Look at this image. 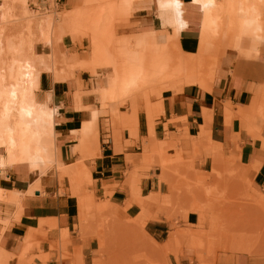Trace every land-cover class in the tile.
<instances>
[{
    "label": "crops",
    "instance_id": "1",
    "mask_svg": "<svg viewBox=\"0 0 264 264\" xmlns=\"http://www.w3.org/2000/svg\"><path fill=\"white\" fill-rule=\"evenodd\" d=\"M182 1L189 27L181 31L178 43L184 54L194 55L200 46L201 12L191 0ZM65 3L76 7L78 0ZM155 9V3L150 1L135 13L134 23L141 28L139 35L150 33L151 29L161 30ZM74 44L79 43L70 36L64 38L62 74H54L55 78L50 65L39 69L34 100L39 104L49 102L51 108H57V161L73 173L77 172L75 165L84 166L91 175L90 191L96 198L109 201L118 215L137 218L145 224L150 237L158 243H166L175 226L164 198L170 194V183L175 182V178L168 171L169 183L161 181L163 170L152 168L153 162L160 164L164 159L180 155L186 163H193L198 173H212L214 169L223 173L236 168L237 174L246 172L254 189L264 192V124L258 117L248 122L240 116L246 114L258 88L264 84L263 53L255 59L227 51L218 64L210 89L207 85L195 84L161 91L159 98L162 99L157 103L160 108L156 107L158 116L151 136L143 108L138 112L136 133H132L130 125L135 117L131 101L126 107L118 104L102 107L104 93L112 88L111 70L93 69L85 63L87 54L81 57L79 46ZM63 46L69 47L68 51ZM35 51L52 53L41 43L36 45ZM72 66L79 71L70 77ZM143 105L151 106L150 99ZM90 113L97 114V118L84 140L83 126L91 119ZM205 140L219 145L220 150L223 147L222 152L213 153L207 149ZM198 141L204 142L201 147ZM7 167L11 166H5L0 175L3 194L0 200V264H93L99 250L94 236L96 227L87 228L80 223L78 199L67 192L69 178L61 182L57 174L41 180L36 176L40 180L36 190L30 188V173ZM73 182L79 191L77 178ZM62 183L64 194L60 193ZM133 188L140 191L142 199L154 194L160 196L158 204L149 200L143 202L147 213L154 218L148 220L142 214L138 199L132 194ZM198 222L196 213L186 216L188 226H196ZM62 235L66 236L65 240ZM30 236L32 241L27 244ZM63 254H68L69 258H64Z\"/></svg>",
    "mask_w": 264,
    "mask_h": 264
},
{
    "label": "rangeland",
    "instance_id": "2",
    "mask_svg": "<svg viewBox=\"0 0 264 264\" xmlns=\"http://www.w3.org/2000/svg\"><path fill=\"white\" fill-rule=\"evenodd\" d=\"M68 1L70 0H0V25H7V28L12 29L20 27L21 31H25L23 29L33 23L34 28L37 30L39 24L45 23L50 18H54L57 24L62 23V17L70 16L73 9L78 8L82 11V16L72 23L73 34L66 36H70L76 43H79L74 45L79 46L81 57H85L87 54L86 59L91 52L89 36L93 31L97 35L104 36L106 38L105 42H108L110 47L113 43V46L116 45V48H113V54L116 53L115 56H118V53L121 52V49L117 47L119 45H128L122 51L128 53V51L132 52L135 49L133 47L139 45L145 39L158 37L159 31L153 29L150 33L139 35L141 28H138V24L134 23L135 13L139 9H143L145 4H150V1L155 3L156 7L157 0H78L76 7L69 3L63 4ZM218 1L220 4L230 5L234 3L233 0ZM260 8V14L262 15L260 18L264 25V6ZM154 12L157 15L156 9ZM7 13H9V17L5 21H1ZM237 16L234 15L235 18ZM58 17L59 19H57ZM7 22L10 25L6 24ZM225 31L227 37L224 36V33L221 34V37L213 36V40L215 38L214 42L216 41L217 44H213L208 53L199 56L197 65L200 67V71L198 75L189 76L182 73H172V71L162 72L155 77H151V79L153 78L150 80L151 82L140 87L138 91H126L127 93H121L117 97L116 102H109L106 105L102 103V106L105 105L103 108H108L110 104L126 107L128 104L130 105L127 100L135 94L144 97L141 99L142 104H145L146 101L149 102L150 99L151 106L143 105L141 108L147 114L152 136L154 133V120L158 116L155 112L159 107H157V103L162 99V97L159 98L161 91L195 84L210 86L218 64L227 51L255 59L260 57L261 53L264 54V26L263 30L258 32L257 35L246 36L247 39L242 45V51L233 50L235 49V38H232V42H228L231 38L228 37L227 26H225ZM226 40L227 42L224 43ZM259 41L261 42L259 43ZM82 42L83 45H80ZM228 43L229 46L227 47ZM155 47L162 56L173 55V51L177 48L176 40L163 34L156 42ZM63 48L68 51L69 47L63 46ZM60 49L63 52L62 44H60ZM12 57V55H5L2 59L10 62ZM48 65V62L45 65L38 61V70L45 69ZM93 66L91 67L96 70L106 68L103 65ZM75 71H79V69H73L70 77L74 76ZM112 72L113 70H111L110 76L113 75ZM172 91L177 92V90ZM252 103L251 107L247 108L246 114H240L241 118L249 122L250 118L258 117L264 124V84L258 88ZM137 116L138 114L134 116L133 125L129 124L132 127L130 128L132 133H136ZM250 129L251 127H249ZM54 144H56V139ZM177 152L180 153V151ZM1 154H3V151H0ZM54 161L46 166H40L34 174V179L35 176L41 180L50 174H57L60 181L63 182V178L68 177L70 189L67 192L72 194L71 182L77 178L80 183L79 196L73 195L78 199L80 223L87 228L95 225L96 232H94V236L99 242V250L95 254L96 260L93 264H264V203L256 202L259 199L264 201V192L254 189L246 172L237 174L238 170L236 168H230V171L223 173L217 169H214L212 173H198L193 163H186L180 155L164 159L160 164L155 162L151 164L152 168L167 167L168 169H161L172 172L175 178V182L170 183V194L164 198V201L168 203L166 207L170 209V216L173 217V219L172 217L170 219H172L175 226V230L170 233L169 237L177 231L186 236L182 243L172 248V253L166 254L162 250L166 243H158L150 237L145 230V226L138 225L137 218L130 219L118 215V211L109 201H101L96 198L95 193L90 191L93 186L91 175L84 166L75 165L77 172L70 175L65 173L69 170L68 166L66 167L61 162ZM6 169L14 170L13 167H7ZM61 170H63L62 173H58ZM39 179H35V183L30 186L31 189L36 188L37 190L40 187ZM167 182L169 183V178H167ZM62 187H64L63 183L60 193L64 194L66 191ZM188 193H192L196 202L198 201L202 204L201 206H204L210 219L207 225L200 226L201 216L199 211L191 207V202L186 201L188 197L182 199ZM132 194L138 199L137 203L141 207L142 214H145L148 220L154 218L147 213L143 202L150 200L155 194L147 199H142L140 191L135 188L132 189ZM188 202L190 205L189 208H186ZM155 203H160V200ZM191 212L196 213L199 217L196 226H188L185 223L186 216ZM65 239L66 236L62 235V240ZM31 241L32 237L30 236ZM185 248L186 250L183 251ZM155 249L158 251L161 249L160 253L162 255L154 254L153 250ZM1 254L0 252V257ZM182 258L186 260L183 259L181 263Z\"/></svg>",
    "mask_w": 264,
    "mask_h": 264
},
{
    "label": "bare ground",
    "instance_id": "3",
    "mask_svg": "<svg viewBox=\"0 0 264 264\" xmlns=\"http://www.w3.org/2000/svg\"><path fill=\"white\" fill-rule=\"evenodd\" d=\"M191 1L192 5L201 12L200 46L198 53L194 55L184 54L178 43L181 31L189 27L188 19L185 18V5L182 0H157V17L161 21V30L158 37L145 39L139 45L133 47L135 49L132 52H122L128 45H119L117 47L121 49V52L118 53V56H115L116 53L113 54V50L116 48V45L113 46L114 43L110 47L109 43L105 42L106 38L104 36L97 35L95 31L91 33V36H89L91 52L85 63L89 66L103 65L106 69L113 70L111 76L112 88L104 93L101 99L103 104L116 102L117 97L126 91H138L140 87L151 82L150 80L153 79L151 77H155L162 72L172 71V73H182L189 76L198 75L200 71V67L197 65L199 56L208 53L212 45L217 44L216 41L214 42L216 39L213 40V36L221 37L222 33L225 36V26H227V32L229 33L228 37L231 38L228 42H232V38H235V49L238 51H242L246 36H255L263 30L264 25L260 18L262 17L260 7L264 6V0H233L234 3L230 5L220 4L218 0ZM234 15H238L237 18ZM81 16L82 11L80 9H73L70 16L61 18L63 19L62 23L57 24L54 18H50L45 23L39 24L37 30L34 28L33 23L26 26L23 29L25 31H21L20 27L12 29L7 28V25H0V151H3V154L0 155V173L7 165L18 172L27 171L32 178V185L36 179H34V174L40 166H46L54 160L58 163L59 149L54 144L57 137L55 131L57 108H51L49 102L39 104L34 100L36 76L39 73L38 61L45 65L48 62L53 75L62 74L64 54L60 49V44H62L66 35L73 34L72 23L79 20ZM7 17H9V13L2 17L1 21H5ZM163 34L176 40L177 48L173 51V55L167 53L168 56H162L155 47L156 42ZM38 43H43L46 47H49L52 53L48 55L37 53L35 49ZM5 55L13 56L10 62L3 60ZM147 94L149 95V93ZM142 97L135 94L131 95L128 100L132 104L133 116H136L142 107ZM105 105L102 107H105ZM90 114L91 119L85 121L83 126L84 140L88 138L87 134L91 131V124L97 118V114ZM202 134L205 135L206 132L203 131ZM203 143L198 141L200 147ZM206 144L207 149L212 150L213 153H219L223 149L222 147L220 150V146L212 144L211 141H207ZM202 148L206 147L203 146ZM164 168L168 169L165 166ZM62 171H58V173H62ZM163 172L160 175L162 180H160L167 183L169 172ZM65 173L74 174L70 169ZM71 188L72 195L78 197V187L74 182H71ZM2 197L3 194L0 192V200ZM159 197V195H155L149 201L158 202ZM185 197H188L186 201L191 202V207L199 211L201 216L200 226L207 225L210 219L204 206H201L202 204L198 201L196 202L192 193L185 194L182 199L184 200ZM256 202L264 203L263 199L256 200ZM189 205L190 203L186 205L188 206L186 208H189ZM137 223L139 226H145L139 220ZM185 237L180 231L174 232L161 249L166 254L172 253V248L182 243ZM26 242L27 244L30 243V237L27 238ZM160 250L155 249L153 253L160 255ZM66 257L69 258L68 254L64 258ZM24 260L27 261V258Z\"/></svg>",
    "mask_w": 264,
    "mask_h": 264
}]
</instances>
